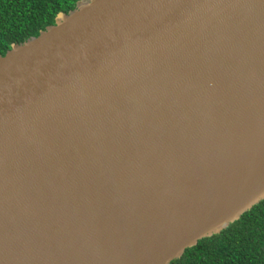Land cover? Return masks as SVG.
Instances as JSON below:
<instances>
[{
	"label": "water",
	"instance_id": "1",
	"mask_svg": "<svg viewBox=\"0 0 264 264\" xmlns=\"http://www.w3.org/2000/svg\"><path fill=\"white\" fill-rule=\"evenodd\" d=\"M264 200V0H80L0 55V264H170Z\"/></svg>",
	"mask_w": 264,
	"mask_h": 264
},
{
	"label": "trees",
	"instance_id": "2",
	"mask_svg": "<svg viewBox=\"0 0 264 264\" xmlns=\"http://www.w3.org/2000/svg\"><path fill=\"white\" fill-rule=\"evenodd\" d=\"M80 0H0V55L38 36ZM170 264H264V200Z\"/></svg>",
	"mask_w": 264,
	"mask_h": 264
}]
</instances>
